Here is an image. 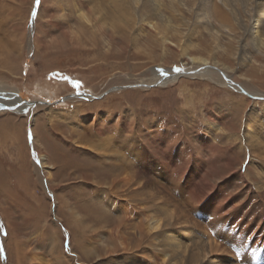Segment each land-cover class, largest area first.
Segmentation results:
<instances>
[{"label": "rangeland", "instance_id": "rangeland-1", "mask_svg": "<svg viewBox=\"0 0 264 264\" xmlns=\"http://www.w3.org/2000/svg\"><path fill=\"white\" fill-rule=\"evenodd\" d=\"M263 1L0 0V90L22 99L0 107V264H58L55 246L69 264H157L163 236L133 214L214 264H264V161L246 138L264 142Z\"/></svg>", "mask_w": 264, "mask_h": 264}, {"label": "bare ground", "instance_id": "bare-ground-1", "mask_svg": "<svg viewBox=\"0 0 264 264\" xmlns=\"http://www.w3.org/2000/svg\"><path fill=\"white\" fill-rule=\"evenodd\" d=\"M259 5H260V8L258 10L257 17H258V21L261 22L262 24H261V26L257 25L253 30V34H255L256 38L258 36L260 38L262 30H264V1L259 3ZM200 66L201 65H199L198 67H200ZM196 70H198V71H196V73L194 74L195 76L200 75L202 78H208L209 80L216 82L220 86L225 85V86H228L229 88H232L233 90H237L238 92L243 91L237 85L235 86L234 82L231 80L232 78L230 79L228 77V75L222 71L211 70L207 66L206 67H200V69L198 68ZM179 71H177V72H179ZM184 73L185 72L183 70L180 73H176V72L174 73L173 71L168 73L167 71H163L160 75V78H159L163 81L161 83V85H167V84L173 83L175 80L178 79L179 75H182ZM243 93H245V95L246 94L249 95L247 92L243 91ZM85 95H86L85 99H88V98L92 99L91 95H89V94H85ZM256 95H258L257 96L258 98L264 99V96H261L259 94H256ZM48 97L51 98V96H48ZM7 99H9V100L12 99L13 101L7 102ZM21 100L22 99H21V96L19 93H7L5 90H0V107L6 106V105H12L15 102L16 103L21 102ZM32 104H38L41 106L48 107V103L42 102V101H39V103L37 102V103H32ZM20 109L18 111H20ZM97 132H99V131L97 130ZM246 138L248 140L249 148H253V149L255 148V149L259 150L260 154L258 156L264 161V142L261 143L262 146L258 147V145L254 144V143H257V141L254 137H251L248 135ZM251 153L253 154V152H251ZM43 176L45 177V179H47V177H48L47 180H49V183H50V180L52 179V175L48 170H45V172H43ZM129 213H131L130 209L125 208L124 214H129ZM158 216L159 215H157L156 217L153 215H144V217L142 218L141 215L133 214V215H130L127 217L129 219H134V217H136L138 219L136 222L133 223V226H134V228H137L138 232H140L139 234L143 238H147L148 235L152 231H155V234H153V236H155L156 233H159V234H161V236H163V237L156 236L157 240H159L160 238H162V240H163V245L159 251V253L161 254V257L160 258L157 257V260H161V261H159L157 264H160V263H165V264H214L210 261V255L200 253V252H194V250L189 249L188 245L182 246L180 243L175 242L176 240H174L171 236L169 237L167 234L162 233L163 229L166 226H169V224H166L165 223L166 220H164L165 221L164 222L161 218H158ZM99 221L100 220H98V222ZM146 221L148 222V224ZM59 236L60 235H58V237ZM114 236H117V234H115ZM59 238H62V237L60 236ZM59 238L58 239L56 238V241L57 240L59 241ZM156 239H155V241H157ZM70 242L73 243V245L71 244V246L77 245V242L74 238ZM70 242H69V244H70ZM78 242L83 243V244L85 243V242H80V240H78ZM157 243L160 244L158 241H157ZM184 246H186V247H184ZM62 248H63V246H62ZM54 249L58 253L56 252L57 254L56 255L54 254V256L52 254V257L55 259L56 263H58V264H69V262L73 260L72 257L77 256L74 247L71 249V251H68V253H66L63 249H61V251H62L61 252L60 246H55ZM195 254H196V256H195ZM24 256H25V260L27 259L28 262H31L32 264H42L41 262L37 261L31 253L28 254L27 252H25ZM120 258H122V257H118L117 260H115V262L120 261ZM79 261H81L80 257H79ZM73 263L76 264L75 261ZM147 264H152V263L148 262Z\"/></svg>", "mask_w": 264, "mask_h": 264}, {"label": "water", "instance_id": "water-1", "mask_svg": "<svg viewBox=\"0 0 264 264\" xmlns=\"http://www.w3.org/2000/svg\"><path fill=\"white\" fill-rule=\"evenodd\" d=\"M78 97H84V98H86V95L85 94H79V95H77ZM6 110H11V109H6ZM12 111V110H11Z\"/></svg>", "mask_w": 264, "mask_h": 264}, {"label": "snow or ice", "instance_id": "snow-or-ice-1", "mask_svg": "<svg viewBox=\"0 0 264 264\" xmlns=\"http://www.w3.org/2000/svg\"><path fill=\"white\" fill-rule=\"evenodd\" d=\"M36 4L39 5L40 4V0H36ZM177 71H179V69H177Z\"/></svg>", "mask_w": 264, "mask_h": 264}]
</instances>
